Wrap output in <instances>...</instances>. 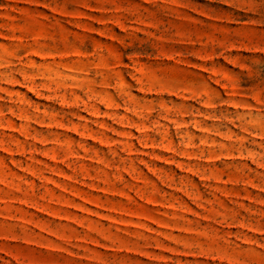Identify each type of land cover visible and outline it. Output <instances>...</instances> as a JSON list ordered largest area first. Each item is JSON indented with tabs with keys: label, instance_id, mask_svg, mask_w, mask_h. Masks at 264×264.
Here are the masks:
<instances>
[{
	"label": "rangeland",
	"instance_id": "obj_1",
	"mask_svg": "<svg viewBox=\"0 0 264 264\" xmlns=\"http://www.w3.org/2000/svg\"><path fill=\"white\" fill-rule=\"evenodd\" d=\"M0 264H264V0H0Z\"/></svg>",
	"mask_w": 264,
	"mask_h": 264
}]
</instances>
